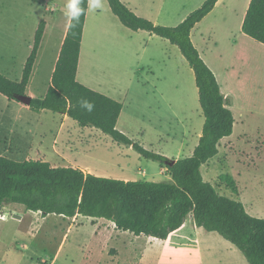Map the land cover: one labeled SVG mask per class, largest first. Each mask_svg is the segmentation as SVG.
Here are the masks:
<instances>
[{
	"label": "rangeland",
	"instance_id": "rangeland-1",
	"mask_svg": "<svg viewBox=\"0 0 264 264\" xmlns=\"http://www.w3.org/2000/svg\"><path fill=\"white\" fill-rule=\"evenodd\" d=\"M185 1L168 0V7L177 10ZM237 8L228 22L224 16L217 15L196 35L200 52L217 74L222 92L228 94L229 108L236 120L232 136L221 142L219 154L201 172L204 181L220 195L242 202L251 216L264 219V46L242 36V9ZM173 48L168 56L171 57L168 68L157 60L142 73L144 79L148 77L145 84L149 98L138 99L128 109L132 118L124 115L120 129L125 133L120 132L142 147L145 144L151 152L163 151L171 157L185 159L190 157L189 144L202 131L205 118L194 72L180 51ZM45 112L42 123L58 130L62 117ZM74 123L77 122L70 119L65 134L74 133ZM158 124L169 135L164 141L159 140L155 129ZM76 126V132H85L80 136L96 149L93 157L83 159L96 168L95 176L172 183L170 175L160 174L159 162L148 160L135 150L130 153L129 146L116 143L101 131H81ZM226 175L236 182L237 195L221 181ZM5 214L7 220H0V264H32L30 259H22L23 255L33 258L34 264H39L43 256L54 258L65 235L68 240L58 264H98L105 257L102 250L107 244L121 249L123 259L130 258L132 263L145 254L146 264H249L243 253L220 235L195 228L191 217L180 234L168 242L138 237L134 255L130 256L125 250L131 247L133 236L120 231L118 240L114 232H105L111 227L104 220L84 216L44 217L22 205H9L0 215ZM92 224L98 226L99 235L95 236ZM32 227L34 236L27 233ZM24 245H29L30 250H25Z\"/></svg>",
	"mask_w": 264,
	"mask_h": 264
},
{
	"label": "trees",
	"instance_id": "trees-1",
	"mask_svg": "<svg viewBox=\"0 0 264 264\" xmlns=\"http://www.w3.org/2000/svg\"><path fill=\"white\" fill-rule=\"evenodd\" d=\"M218 1L207 0L179 26L165 27L137 16L121 0H107L124 27L168 40L193 70L205 122L191 157L174 161L138 145L117 129L123 105L77 81L88 0L81 4L84 13L79 23L71 21L46 96L32 99L30 104L36 113L49 111L66 115L81 128H96L118 144L133 147L144 158L167 168L172 183L121 181L85 174L74 168H55L44 161L18 163L0 157V214L6 205H22L44 217L105 219L113 222L119 231L160 241L168 240L192 217L199 229L217 233L237 247L249 264H264V219L251 216L242 202L220 195L204 181L201 172L204 165L217 157L221 142L232 136L235 125L229 98L221 92L214 72L191 39L193 29L214 10ZM44 29L42 21L22 80L13 81L0 73V94L10 101L21 103L19 99L26 96ZM242 32L264 46V0H251ZM82 100L94 104L91 112L80 106ZM173 161L175 164L171 165ZM221 181L233 194H238L232 177L222 176Z\"/></svg>",
	"mask_w": 264,
	"mask_h": 264
},
{
	"label": "crops",
	"instance_id": "crops-1",
	"mask_svg": "<svg viewBox=\"0 0 264 264\" xmlns=\"http://www.w3.org/2000/svg\"><path fill=\"white\" fill-rule=\"evenodd\" d=\"M121 1L137 16L149 20L155 25L177 27L207 0H186L177 10L168 7V0ZM102 3V9L93 10L89 6L87 9L77 81L123 105L117 129L125 133L120 129V125L124 115L132 118V113L128 114V109L135 106L138 99L148 100L149 98L145 84L148 77L144 79L142 73L146 68L155 64L157 60L163 61L165 67L168 68V64L171 62V57L168 56L171 55L173 47L176 46L149 32H133L127 29L113 14L107 0H102ZM250 3L251 0H219L214 10L193 29L191 33L192 42L204 61L196 40V35L201 31L203 25L217 15L224 16L228 22L232 13L238 11L237 6H240L242 9V31ZM66 4L67 0H0V73L13 81L22 80L24 69L34 49L40 23L45 22L42 42L26 88V96L31 99L44 98L51 86L71 24V21L64 15L67 11ZM190 5L192 6L190 7ZM242 36L250 39L243 32ZM205 63L208 65L206 61ZM209 68L213 71L210 66ZM214 74L220 85L217 74L215 72ZM223 95L226 98L228 96L224 93ZM44 113L47 112L36 113L31 110L30 106L10 101L0 94V157L18 163L29 160L44 161L55 168H74L83 171L85 174L96 175V168L83 160L93 157L96 153L92 143L87 142L82 137L85 132H76V125L78 124L74 123V133L65 134L66 124L70 122L71 118L61 114L59 115L62 117L60 118L62 124L58 130L45 126L42 123ZM78 129L81 131L83 129L85 131H100L90 127H79ZM155 129L158 132L159 140L164 141L169 138L165 130L160 129V124ZM202 131L199 130L195 142L189 144L190 157L199 144ZM143 147L149 150L145 144ZM133 150V147L129 146L128 151L131 153ZM160 155L174 161L181 160L178 157H171L163 151ZM160 174L163 176L170 175L164 166H161ZM147 176V171L143 172V177L146 178ZM125 181L128 180L125 179ZM8 206L6 205L4 208H8ZM3 216L6 217V214ZM0 220L5 221L7 218ZM96 220H104L109 223L111 228H106L105 232H114L118 240L120 239V231L117 230L113 222L105 219ZM191 220L194 227L198 228L192 217ZM74 221L78 222L77 220ZM186 224L173 233L168 240L179 235ZM93 226L95 227V236L99 235L98 226ZM32 229L34 230V227L27 233L34 236ZM70 231L72 230L70 229ZM130 235V237L133 236L130 243L131 247L125 251L131 256L134 255L133 250L136 249L135 240H139V238L131 233ZM67 240V235H65L55 257L50 259L48 256H43L39 259V264H58ZM153 240L160 243L168 242V240ZM23 248L27 251L30 250L29 245H24ZM103 249L102 253L105 257L98 264H146L147 257L145 254L137 262L133 260L132 263L130 258L123 259L121 249L113 245L107 244ZM22 259H30L34 264V259L27 255H23Z\"/></svg>",
	"mask_w": 264,
	"mask_h": 264
},
{
	"label": "clouds",
	"instance_id": "clouds-1",
	"mask_svg": "<svg viewBox=\"0 0 264 264\" xmlns=\"http://www.w3.org/2000/svg\"><path fill=\"white\" fill-rule=\"evenodd\" d=\"M82 2L83 0H67V11L64 15L69 21L79 23L80 16L84 13V9L81 7ZM88 6L93 10L102 9L103 3L102 0H88ZM72 26H75V24ZM80 106L88 112H91L94 108V104L88 100H82Z\"/></svg>",
	"mask_w": 264,
	"mask_h": 264
},
{
	"label": "water",
	"instance_id": "water-1",
	"mask_svg": "<svg viewBox=\"0 0 264 264\" xmlns=\"http://www.w3.org/2000/svg\"><path fill=\"white\" fill-rule=\"evenodd\" d=\"M19 100H20L21 103H23V104H25V105H28V106H30L31 101H32V99H31L30 97H28V96L21 97ZM224 104H225V105L227 104L226 100H224ZM170 164H171V165H174L175 162L173 161V162H171Z\"/></svg>",
	"mask_w": 264,
	"mask_h": 264
},
{
	"label": "built area",
	"instance_id": "built-area-1",
	"mask_svg": "<svg viewBox=\"0 0 264 264\" xmlns=\"http://www.w3.org/2000/svg\"><path fill=\"white\" fill-rule=\"evenodd\" d=\"M0 219H3V220H5V219H6V217L2 215V216L0 217Z\"/></svg>",
	"mask_w": 264,
	"mask_h": 264
}]
</instances>
